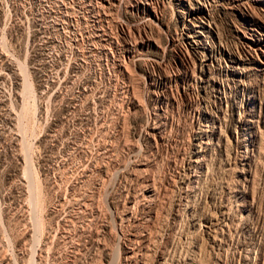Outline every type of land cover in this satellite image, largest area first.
Segmentation results:
<instances>
[{"label":"rangeland","instance_id":"obj_1","mask_svg":"<svg viewBox=\"0 0 264 264\" xmlns=\"http://www.w3.org/2000/svg\"><path fill=\"white\" fill-rule=\"evenodd\" d=\"M0 264H264V0H0Z\"/></svg>","mask_w":264,"mask_h":264}]
</instances>
